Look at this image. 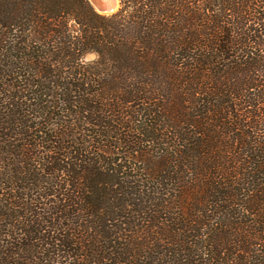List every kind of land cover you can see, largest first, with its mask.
<instances>
[{
	"label": "trees",
	"instance_id": "16d2710c",
	"mask_svg": "<svg viewBox=\"0 0 264 264\" xmlns=\"http://www.w3.org/2000/svg\"><path fill=\"white\" fill-rule=\"evenodd\" d=\"M0 264H264V0H0Z\"/></svg>",
	"mask_w": 264,
	"mask_h": 264
},
{
	"label": "water",
	"instance_id": "95a60500",
	"mask_svg": "<svg viewBox=\"0 0 264 264\" xmlns=\"http://www.w3.org/2000/svg\"><path fill=\"white\" fill-rule=\"evenodd\" d=\"M89 3L92 5V7L98 12H107L110 9H112V7L117 3L118 0H88ZM118 10H116L115 12H117ZM113 12V13H115ZM111 13V14H113ZM101 14V13H100ZM105 15H110V14H105Z\"/></svg>",
	"mask_w": 264,
	"mask_h": 264
},
{
	"label": "bare ground",
	"instance_id": "6f19581e",
	"mask_svg": "<svg viewBox=\"0 0 264 264\" xmlns=\"http://www.w3.org/2000/svg\"><path fill=\"white\" fill-rule=\"evenodd\" d=\"M118 4V3H117ZM117 7H118V5H114L113 7H112V9H110L109 11H107V12H101L100 11V13H102V14H111V13H113V12H115L116 10H117Z\"/></svg>",
	"mask_w": 264,
	"mask_h": 264
},
{
	"label": "rangeland",
	"instance_id": "374dc122",
	"mask_svg": "<svg viewBox=\"0 0 264 264\" xmlns=\"http://www.w3.org/2000/svg\"><path fill=\"white\" fill-rule=\"evenodd\" d=\"M117 5H118L117 10H119V8H120V0H118V4ZM91 58H93V57H90L89 59H91Z\"/></svg>",
	"mask_w": 264,
	"mask_h": 264
}]
</instances>
